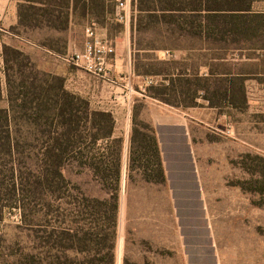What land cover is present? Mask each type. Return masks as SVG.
<instances>
[{
	"label": "rangeland",
	"instance_id": "1",
	"mask_svg": "<svg viewBox=\"0 0 264 264\" xmlns=\"http://www.w3.org/2000/svg\"><path fill=\"white\" fill-rule=\"evenodd\" d=\"M83 2L78 0L76 8L75 5L69 9L58 8L50 25L45 21L40 26L18 27V21L9 30L12 38L3 46V50L5 46L16 48L22 55L17 59L11 54L7 70L2 52L3 64H0V110H8L9 130L19 142V153L14 155L0 149V264H110L111 256L113 264H264V113H251L246 105L241 106L244 98L241 82H236L233 94L228 82L199 81L195 74L200 41L191 40L177 24L161 20L156 24L143 19L144 24L149 25L139 30L141 0L133 2L130 25L115 20L116 0H88L91 8L87 14H84ZM93 21L118 34L130 29L134 51L150 50L152 52L146 54L148 58L159 55L164 59L139 66L143 73L147 70L162 73L156 77L158 87L152 91L154 95H161L160 98L147 96L165 108L174 105L195 109L200 107L199 90L207 87L205 98L211 107L223 108L220 112H231L227 109L232 104L230 101L236 103L234 106L239 110L233 117L240 126L234 131L215 124L193 125L191 151L186 143L183 146L182 135L177 136L181 140L176 142V147L181 151L167 154L171 183L166 190L165 185L138 181L141 177L137 173L143 174L146 160L151 159L152 148L144 142L146 136H154L149 130L151 125L142 121L135 123L128 149L122 139H116L105 147L103 156L100 149L103 146H93L87 139L85 112L82 104L76 102L73 110L83 117L78 130L85 140L81 146L75 144L74 152L63 159L62 172L67 184H55V195L61 200L54 203L48 223L45 201L52 193L46 188L43 194L35 196L32 185L38 174L49 166L45 155L48 136L55 126L53 123L62 122L57 123L53 117L60 113L61 106L67 107L69 99L61 97L59 82H48L51 95L57 92L60 95L51 96L54 101L49 110L47 96L41 90L45 89L43 82L27 81L31 75H38L39 70L59 76L70 94L83 98L93 109L91 102L72 91L66 77L59 75L76 69L60 57L82 46L85 27ZM256 43L261 45L259 40ZM179 46L187 49H179ZM167 48L173 50H164ZM184 51L192 57L196 67L192 70L191 82H177L173 87L164 76L170 74L169 61L176 53ZM164 82L170 87H159ZM56 107L58 110L54 111ZM144 107L139 104L136 111L147 112L148 108ZM255 117L257 125H253ZM64 120L68 122L67 118ZM126 150L130 176L135 180L128 182L121 177L119 183L114 162L121 151L125 154ZM143 153L148 155L143 158ZM14 185L17 193L13 192ZM114 195L119 199L118 239L114 250L75 237L62 242L64 246H72L70 249L50 245L43 239L53 228H60L55 231L59 237L61 228H75L77 224L88 231L95 219L85 198L105 200ZM33 208L40 214L35 223L31 217ZM102 215L106 223L101 222L104 230L109 222L106 213ZM33 228L42 229L37 233Z\"/></svg>",
	"mask_w": 264,
	"mask_h": 264
},
{
	"label": "trees",
	"instance_id": "2",
	"mask_svg": "<svg viewBox=\"0 0 264 264\" xmlns=\"http://www.w3.org/2000/svg\"><path fill=\"white\" fill-rule=\"evenodd\" d=\"M19 3L18 6V17L19 26H40L45 21L50 25L53 20L52 17L56 15L58 8L69 9L70 6H77L78 0H14ZM262 0H141V21H139L138 28L142 30L146 27L144 20H149V22H164L166 24L175 23L178 25L180 31L186 33L191 40L200 41L198 48L206 49L208 51H215L220 49L224 52H229L231 49H264V14L258 13L253 10V6ZM81 0H79V3ZM83 2V0H82ZM187 2V4H185ZM102 5L105 6L102 1ZM84 14L89 12L88 9L91 8L88 0H84L83 4ZM145 15V16H143ZM169 15V16H167ZM186 15V16H185ZM67 19L64 24L68 23ZM170 20V21H169ZM63 24V22H62ZM90 24V23H89ZM61 25V24H56ZM55 25V27H56ZM149 25V24H148ZM88 25L85 27V29ZM181 39V38H180ZM261 41V45L256 43V41ZM179 49L186 50L187 48L179 46ZM164 50H173L170 48ZM13 54L17 57L22 54L16 48H10L8 46L4 47L3 58L6 65V69L10 68V55ZM147 75H158L162 76V73H152L150 71H144ZM37 74L31 75L27 82H43V87L41 89L42 93L47 96V108L51 110V102L55 96L63 97L64 99H69V103L66 106H61L60 113L55 115L53 118L57 123L62 121L60 125L53 123V131L48 136V147L46 149V156L49 161V166L46 168L45 172H40L32 185L34 189L35 196L44 193V189L51 191V194L47 195V200L45 204L47 206V211L45 213V218L48 223L50 216L52 215V210L54 203L61 200V197L55 195L54 190L55 184L64 183L67 184L66 179L63 175V159L66 155L74 152V145L84 144L85 137L82 133H79V126L83 120L80 114H77L73 108L75 103H81L83 110L85 112V131L88 133L87 139H90V143L96 146L100 141L110 139L114 134L115 120L111 113H105L96 111L90 108L89 103L78 96L70 94L65 88L64 80L56 75L38 71ZM149 78H152L148 76ZM165 78L168 76H164ZM168 78H166L167 80ZM215 79L208 78L206 82L213 81ZM216 82H228L230 85V90L234 94L237 85L236 82H241V91L244 96L241 106L246 105L245 101V81L246 78H232V79H219ZM48 82H59L60 95L57 92L54 96L51 95V88L49 89ZM188 82H191L189 80ZM166 82L161 83L160 86L170 87L165 85ZM174 87L176 84L171 83ZM158 86H152L148 89V94L152 98H160L161 95H154L152 91ZM176 87V86H175ZM205 92L207 87L202 88ZM41 93V94H42ZM2 95L1 86V76H0V99ZM52 96V97H51ZM234 96V95H233ZM72 100H74L72 104ZM63 103V100L61 101ZM233 105L236 103L231 100ZM64 105V104H63ZM69 107V108H68ZM58 110V107L53 109ZM78 112L80 109H77ZM80 113V112H79ZM67 118L68 122L64 119ZM10 116L7 109L0 110V149L4 150L9 155H14V153H19L17 146L19 144L16 137L9 130L10 128ZM73 125V126H72ZM75 125V126H74ZM63 127V128H61ZM62 129V130H61ZM151 132L154 133L153 129ZM145 136V135H144ZM145 144L148 147L151 146V159H147V164L144 166V178L148 183H154L156 185H166L167 178L165 176V171L162 165L161 152L159 148L158 140L155 136L144 138ZM143 148L145 149L146 146ZM83 156V152H80ZM144 158L147 153L141 154ZM150 156V155H149ZM85 157V156H84ZM116 163V164H115ZM116 166V177L120 183L121 178V156L114 162ZM99 169L98 166H96ZM96 169V168H95ZM152 174V176H150ZM58 179V180H56ZM18 189L14 185L13 192L17 193ZM32 191V190H31ZM54 191V192H52ZM34 196V194H33ZM38 199V198H37ZM35 201V197H34ZM88 203L87 207L93 213L94 226L85 231V229L80 228L78 224L68 228H61L62 235L56 236L55 231H59L60 228H53L48 235L43 236L46 243L53 244V246L59 245L61 247L71 248L64 246L62 242L64 240H72L74 237L77 240H90L98 247H109L114 250L117 245L118 239V212H119V199L117 196H112L110 199H99V198H85ZM106 213L107 221L109 225L106 229H101V222L105 223V216L102 214ZM40 214H36V211L31 209V217L33 223L35 219H38ZM73 223V222H72ZM106 224V223H105ZM36 225V224H34ZM73 225V224H72ZM33 232H39L42 228H33ZM57 229V230H56ZM59 229V230H58ZM77 230L76 233L73 230ZM84 236H83V235ZM87 247V245L85 244ZM83 250V249H82ZM114 263V257L111 256L110 264Z\"/></svg>",
	"mask_w": 264,
	"mask_h": 264
},
{
	"label": "crops",
	"instance_id": "3",
	"mask_svg": "<svg viewBox=\"0 0 264 264\" xmlns=\"http://www.w3.org/2000/svg\"><path fill=\"white\" fill-rule=\"evenodd\" d=\"M253 10L264 14V0L257 2ZM18 5L14 0H0V64H3L2 52L3 46L8 44L12 38L9 30L18 24ZM101 27V26H100ZM105 36L109 38L111 44L115 47V54L112 55V74L114 78L120 79L128 74H133V85L135 92L131 96H126V90L121 86H113L95 79L90 74L76 68L69 69L68 72L59 75L65 76L70 83L71 90L86 97L93 106V110L111 113L115 120L114 134L110 139L100 141L96 146L100 148L103 156L106 153V146L113 140L122 139L126 148L131 144V137L136 128L135 123L140 121L152 126L154 136L157 138L161 152V159L167 184L171 183L169 177V167L167 154H175L178 150L176 142L181 140L176 138L182 135L183 146L186 143L190 150L191 134L193 125L197 126H228L234 131L239 129V123L234 122V113L239 110L237 106L230 105L227 107L231 112H220L223 108L218 105L210 106L209 101L205 98V91L199 90V108L180 107L169 105L166 108L158 101L147 96V80H155L157 83L158 75H147L141 71V65H150V62L160 61L157 58H148L150 50H133V37L131 30L126 28L124 33L118 34L113 30L101 27ZM82 44L85 40V33ZM82 47V46H81ZM80 47V48H81ZM79 49V48H78ZM199 64L195 76L200 82H206L208 78L215 80L232 79L244 77L245 81V101L246 108L251 113H264V49H231L224 52L220 49L214 51L215 54H207L209 51L200 49ZM157 51L154 52V54ZM138 54V55H137ZM188 52L176 53L172 61L171 71L168 76V84L177 82H188L192 78V70L196 64L192 63V57ZM203 56V60H202ZM194 65V66H193ZM203 103V104H202ZM143 104L148 111H136V106ZM229 116V117H228ZM258 119H253V125H257ZM258 122H261L260 120ZM251 135H255L252 133ZM185 147V146H184ZM128 149V148H127ZM174 152V153H173ZM170 155V154H169ZM121 177L124 180L134 181L131 179L130 163L127 150L125 154L121 151ZM137 175L138 181L146 182L144 174ZM170 187V186H169ZM174 226V223H173Z\"/></svg>",
	"mask_w": 264,
	"mask_h": 264
},
{
	"label": "built area",
	"instance_id": "4",
	"mask_svg": "<svg viewBox=\"0 0 264 264\" xmlns=\"http://www.w3.org/2000/svg\"><path fill=\"white\" fill-rule=\"evenodd\" d=\"M134 0H116L115 20L118 23L130 25L132 20V8ZM115 47L101 27L95 21L91 22L85 30V40L82 47L75 49L60 57L69 66L78 68L97 79L100 82L113 86H121L126 90V96L135 92L133 74H128L120 79L112 74V55ZM155 80L148 79L147 86L155 85Z\"/></svg>",
	"mask_w": 264,
	"mask_h": 264
}]
</instances>
